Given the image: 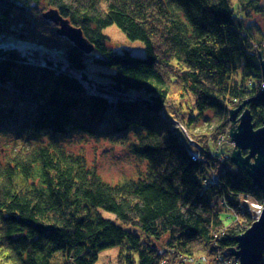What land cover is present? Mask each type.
<instances>
[{
	"label": "trees",
	"instance_id": "trees-1",
	"mask_svg": "<svg viewBox=\"0 0 264 264\" xmlns=\"http://www.w3.org/2000/svg\"><path fill=\"white\" fill-rule=\"evenodd\" d=\"M45 1L0 0V35L26 43L0 42V137L16 145L0 159V264H49L55 253L62 264H94L112 247L127 264L208 249L231 256L253 222L242 197L261 202V191L217 148L222 132L213 131L223 130L230 107L261 91L264 38L247 22L264 12L263 0ZM50 8L93 50L59 36L43 15ZM110 25L141 41L145 54L110 48ZM89 62L109 71L105 83L87 76ZM166 108L173 119L162 115ZM245 108L262 127L264 100ZM209 111L217 120L210 135L194 128ZM74 133L126 146L144 170L104 180L64 145ZM128 226L157 241L166 236L164 253Z\"/></svg>",
	"mask_w": 264,
	"mask_h": 264
},
{
	"label": "rangeland",
	"instance_id": "rangeland-1",
	"mask_svg": "<svg viewBox=\"0 0 264 264\" xmlns=\"http://www.w3.org/2000/svg\"><path fill=\"white\" fill-rule=\"evenodd\" d=\"M264 2V0H263ZM41 5L39 7H42L45 5L46 1L41 0ZM40 8L37 9V12H40ZM250 21L247 22L248 24H251L253 27L254 33L260 37L261 33L263 34L264 38V12L261 13H255L252 15V18L249 19ZM103 34L107 37V45L110 48H113L114 50H121V49H128L130 50L133 55H144L145 54V46L141 41L138 40H131L118 28L116 25H110L103 29ZM0 42L12 44V45H22V40L18 39L16 37H9L5 35H0ZM26 43H24L23 46H25ZM20 46V47H23ZM27 48V47H26ZM63 54V53H62ZM109 72L107 69H102L100 66H96L93 63L89 62L87 66V76H89L92 81H99L101 83H105L107 80V77L105 74ZM77 74V73H76ZM80 73H78L79 75ZM132 95H135V93H131ZM241 104V103H240ZM240 104L234 105L229 108V117L228 121L225 126H223V130H215L213 133L222 132V135L219 138V141H217V148H223L228 153H231L234 149V144L231 141L230 133L232 131H235L237 128V125L239 124V120H231L230 119V109L237 108ZM245 108V107H244ZM243 108V109H244ZM242 109V110H243ZM171 109L166 108L162 111V115H166L169 118H172V115L170 114ZM241 112L238 113L237 116L241 115ZM189 115H192L195 117V113H190ZM186 116V114H185ZM206 118H201L199 122L197 121L196 127H194L197 130H200L203 133H206L210 135L213 130L214 124L217 123L216 118L213 116L212 112L206 113ZM192 120V117H189ZM185 119V118H184ZM187 119V118H186ZM205 119V120H204ZM174 127H177L181 130V132L188 136L189 130L187 127H184L185 125L180 121L172 120ZM195 121H193L194 124ZM231 130V132H230ZM64 145H67V149L73 152L74 154H79L83 156L86 159L87 164L94 166L96 171L98 172V175H100L104 180L116 183L128 178H133L136 176L138 170H144L145 163L142 162L139 158H137L135 155H133L126 146L116 145L111 143L108 139H104L102 137H96L90 134H82V133H74L68 138H62ZM13 147H16L15 143H13L11 137L9 135L7 136H1L0 137V159L5 160V158L9 157L12 154ZM242 199L244 200V203L247 205V208L249 207L251 212H253V209L251 206L252 203H260L256 202L255 199H251L250 196L246 197L243 196ZM247 202V203H246ZM103 217L111 218L114 217L105 211H101ZM254 217L256 216V213L254 212ZM228 215V213H222L221 217L224 220L225 223H228L230 218L225 219V216ZM236 216V215H235ZM256 218V217H255ZM254 221V218L252 219ZM134 232H136L139 236L142 242H145L149 245H152L156 248H159L158 250H164L166 236L162 237L160 241H157L153 239L151 236H148L145 232H142L138 227L128 226L126 227ZM119 247H112L106 250L101 251L98 254V259L94 262V264H127V263H119L118 258L119 257ZM123 253H130L131 260L133 262H137V255L133 251H128L126 249H123ZM164 253V251H163ZM179 255L176 254L174 256V260L178 261ZM197 256H204L205 259L209 262L208 264L212 263V258L214 257V254L211 250H204L200 253L196 254ZM185 256V255H184ZM62 258L60 257L59 253H55V255L48 261L49 264H62ZM167 258H162L160 261H166ZM173 260V261H174ZM159 261V263H160ZM170 261V262H173ZM158 263V264H159ZM205 264V263H204Z\"/></svg>",
	"mask_w": 264,
	"mask_h": 264
},
{
	"label": "water",
	"instance_id": "water-1",
	"mask_svg": "<svg viewBox=\"0 0 264 264\" xmlns=\"http://www.w3.org/2000/svg\"><path fill=\"white\" fill-rule=\"evenodd\" d=\"M43 15L58 26L55 32L59 36L66 37L80 50H93V46L84 39L82 30L64 19L56 9H47ZM260 66L263 78L261 91L255 97L244 100L237 108L230 109V119L239 120L236 130H230L229 137L234 144L230 158L233 164L247 169L253 184L261 191L262 203L259 216L236 237L237 246L231 255L239 260V264H257L264 249V124L255 129L250 111L244 108L249 101L264 100V58L260 61ZM239 112L241 115L237 116Z\"/></svg>",
	"mask_w": 264,
	"mask_h": 264
},
{
	"label": "built area",
	"instance_id": "built-area-1",
	"mask_svg": "<svg viewBox=\"0 0 264 264\" xmlns=\"http://www.w3.org/2000/svg\"><path fill=\"white\" fill-rule=\"evenodd\" d=\"M246 197H248V196H246ZM245 197V198H246ZM253 202V201H252ZM251 202V207L252 208H254L253 209V215H252V217L254 218V219H256L258 216H259V214H260V212H261V208H262V203L260 202V203H252ZM256 202H258L257 200H256ZM247 203V202H246ZM247 206V205H246ZM248 209H250L249 207H248ZM251 210V209H250ZM254 212L256 213V218L254 217ZM158 253L159 254H163V250H159L158 251ZM214 254V257L212 258V263H210V264H239L238 263V259H236L234 256H223L222 254H220V253H213ZM180 257H179V259H178V261H173V262H169L168 260H166V261H160V263L159 264H208L209 262L207 261V259H205V257L204 256H197V255H191V256H184V255H179Z\"/></svg>",
	"mask_w": 264,
	"mask_h": 264
}]
</instances>
